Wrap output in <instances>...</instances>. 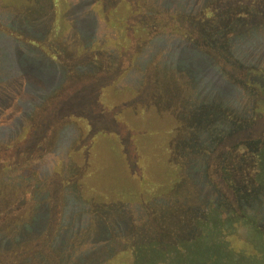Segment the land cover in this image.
Listing matches in <instances>:
<instances>
[{
	"label": "rangeland",
	"instance_id": "rangeland-1",
	"mask_svg": "<svg viewBox=\"0 0 264 264\" xmlns=\"http://www.w3.org/2000/svg\"><path fill=\"white\" fill-rule=\"evenodd\" d=\"M211 198L192 237L264 264V0H0V264H127Z\"/></svg>",
	"mask_w": 264,
	"mask_h": 264
},
{
	"label": "trees",
	"instance_id": "trees-1",
	"mask_svg": "<svg viewBox=\"0 0 264 264\" xmlns=\"http://www.w3.org/2000/svg\"><path fill=\"white\" fill-rule=\"evenodd\" d=\"M209 180V183L221 188V186H219V184H221L219 179H216L213 175H210ZM180 189H183V187H178L179 191ZM227 191L228 190L226 187L224 189L222 188L221 194L224 195V193H227ZM178 193H176V197ZM194 202L188 205V209L190 212L184 211V207L176 204L173 205L175 216L174 218L177 219V224H158L156 220H152V222H155L151 226H149V231L145 233L146 237L144 239V243L140 246L135 244V247L133 245L130 247V249H128L127 252L130 256V259L127 261V264H194V262L197 264H201V261H204V264H206L205 260H211V262L213 260L211 264H241L233 261L232 257H230V250L232 248L225 247L229 242L228 239L225 238L224 234L221 233V231L219 233H215L216 236L211 238L210 234L205 237L201 236L200 239H198V237H192L194 232H192L188 221L194 218L193 215L198 214V210L200 214L202 212L205 213L203 215L205 217V219L203 220L204 223L200 224V226L202 227L201 231L203 233L205 232L206 234L207 228L210 230L215 226V218L212 217H215L216 212V208L214 205L216 201L212 198L208 199V201L203 205H198L195 200ZM219 202H221V204L223 205H226L227 203L226 199L224 198ZM230 202L233 204L237 203L235 201V198L233 200H230ZM144 206L147 209L146 211L150 212V214L154 212L149 209L147 204H144ZM248 209H250V207ZM154 215L156 216V214ZM245 217L246 216H242L241 218L246 219ZM243 221L244 223H250L247 221V219ZM194 223L198 225L197 221ZM232 223H234L233 220H231V224ZM200 226H198L199 229ZM216 228L217 227L215 226V229ZM132 231H135V227L134 230L132 229ZM187 235H190V245L189 242H186V240L184 239ZM207 237L212 241V243L216 244L215 247L220 245L219 248L213 249L212 247L208 246V243L211 242ZM133 239L135 240V234H133ZM195 244H198L201 247L198 253L195 254L196 259L194 254L192 255L193 258L190 255L192 254L190 253V250ZM142 249L144 250L142 251ZM218 252L220 255H218Z\"/></svg>",
	"mask_w": 264,
	"mask_h": 264
}]
</instances>
